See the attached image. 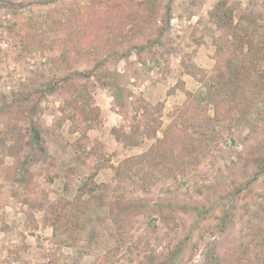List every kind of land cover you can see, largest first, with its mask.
<instances>
[{
  "label": "rangeland",
  "instance_id": "rangeland-1",
  "mask_svg": "<svg viewBox=\"0 0 264 264\" xmlns=\"http://www.w3.org/2000/svg\"><path fill=\"white\" fill-rule=\"evenodd\" d=\"M3 2L0 264H264V0Z\"/></svg>",
  "mask_w": 264,
  "mask_h": 264
},
{
  "label": "trees",
  "instance_id": "trees-1",
  "mask_svg": "<svg viewBox=\"0 0 264 264\" xmlns=\"http://www.w3.org/2000/svg\"><path fill=\"white\" fill-rule=\"evenodd\" d=\"M4 0H0V6H2V7H7V5L6 6H4L3 5V2ZM6 2H7V0H6ZM8 3V2H7ZM5 4V3H4ZM5 18L7 17V16H4ZM8 21V20H7ZM4 22V21H3ZM15 27V23L13 24V26L11 27V26H7V28L8 29H10V30H12L13 28ZM33 29H34V26H33ZM225 31V30H224ZM226 36V32H225V34L224 35H221V40L223 41V39H224V37ZM23 47H24V49L26 48L25 47V44H23ZM221 51H222V49H221ZM19 102H21V101H19ZM32 134H33V137H34V140H35V142H37V143H39L40 141H41V132H40V130H39V128L36 126V125H34L33 127H32ZM144 155H147V153H145ZM143 155V156H144ZM135 161H137V159L135 160V158H130L129 160H127L126 162H127V164H129V163H134Z\"/></svg>",
  "mask_w": 264,
  "mask_h": 264
}]
</instances>
